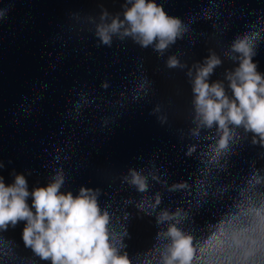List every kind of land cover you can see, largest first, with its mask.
I'll list each match as a JSON object with an SVG mask.
<instances>
[{
  "label": "clouds",
  "instance_id": "clouds-1",
  "mask_svg": "<svg viewBox=\"0 0 264 264\" xmlns=\"http://www.w3.org/2000/svg\"><path fill=\"white\" fill-rule=\"evenodd\" d=\"M111 2L118 6L94 0L92 10L66 13L52 38L62 49L55 59H62L70 43L83 44L89 34L96 48L130 41L165 57L164 67L180 70L184 82L163 74L168 84L159 88L157 71L152 69L150 75L144 59L137 58L135 68L125 74L131 78L119 86L116 97H103L113 85L108 72L99 89L82 86L76 91L61 114V128L70 120H83L85 108L99 107L102 98L106 107L125 111L130 101L145 102L151 104L148 114L161 127L174 129L184 157L196 161V166L187 178L173 179L164 164L140 153L134 159L145 163L129 164L117 173L102 170L97 182H80L73 190L66 187L71 169L63 164L57 163L44 181L33 182L32 168L9 167L13 158H0V264H264V193L258 204L249 195L258 185L264 186V163H259L264 160V69L256 58L264 46V9H249L254 19L245 20L243 29L224 47L218 39L221 5L213 0L183 13L170 11L168 0ZM9 11L8 6L0 8V23L8 19ZM77 18L80 23H73ZM201 20L211 24L210 30H202L204 54L191 58L187 50L172 51L186 37L189 44L197 43L193 25ZM218 69H222L219 75ZM38 83L34 95L23 96L14 114L17 122L21 114L34 112L43 98L48 81ZM112 122V115L101 113V128ZM246 146L256 154L239 178L232 206H225L215 229L198 242L196 234L180 223L188 219L195 223L209 211L202 203L209 188L222 172L229 174L233 158ZM75 147L68 141L54 142L53 159L58 162L61 153L64 159L72 158L66 149ZM125 188L131 191L125 193ZM177 193L179 203L174 202ZM102 196L109 197L103 204ZM249 213L253 222L240 226V218ZM133 220H147L155 228L145 246L134 251Z\"/></svg>",
  "mask_w": 264,
  "mask_h": 264
},
{
  "label": "water",
  "instance_id": "water-1",
  "mask_svg": "<svg viewBox=\"0 0 264 264\" xmlns=\"http://www.w3.org/2000/svg\"><path fill=\"white\" fill-rule=\"evenodd\" d=\"M208 2L168 0V6L170 11L183 13L190 7L196 8ZM108 3L110 7L118 6L111 0ZM213 3L221 5L217 20L220 25L218 39L224 47H227L236 31L243 29L245 20L254 19L249 9H264V0H213ZM5 6L10 11L6 13L8 19L0 23V158L11 156L14 165L9 167H30L33 169L30 180L42 182L57 163L63 164L65 168L71 169L66 187L75 190L80 182H97V173L102 170L117 173L125 171L129 164L145 163L134 159L143 153L146 159L154 158L158 165L164 164L169 168L173 172V179L181 176L187 178L197 162L184 157L174 129L161 127L148 114L151 104L130 101L125 111L119 106L106 107L102 98L97 101L99 107L85 108L83 120H70L61 128L64 123L61 114L70 106L75 92L82 86L99 89L105 72L111 73L113 85L103 92V97L112 99L119 94V86L128 83L131 77L125 74H130L135 68L137 58L144 59L150 75L152 69L157 71L155 79L159 88L167 87L166 75L183 83L184 77L180 70L166 69L165 57L157 56L151 48L140 49L130 41L119 47L96 48L90 34L82 41L83 44L70 43L62 59L57 61L55 57L62 49L59 41L53 42L52 38L60 31L58 24L66 19V13L70 10H92L95 7L94 0H0V8ZM72 22L78 24L80 20L77 18ZM193 27L196 31L192 37L197 43L189 44L186 37L172 51L187 50L191 58H199L204 54L202 30H210L211 24L201 20ZM256 58L264 69V46ZM221 73L222 69H218L217 74ZM38 81H48V88L42 89L43 98L34 106V112L21 114L17 122L14 114L23 96L34 95V85L39 88ZM85 81L87 84L83 85ZM102 112L113 116V122L106 128L100 126ZM66 141L76 145L74 150L66 149L71 152L72 158L64 159V153H61V159L57 162L53 159L52 144H64ZM255 154L254 148L246 146L240 149L233 158L235 165L229 174L222 172L202 201L209 211H203L195 223L190 219L181 221L180 227L195 233L198 242L215 229L225 206L231 208V201L238 191L239 178L247 170V161ZM259 163H264V160ZM129 191L125 188V193ZM262 193L264 186L258 185L249 193L252 202L258 204ZM169 195L165 194V204L169 203ZM180 197L181 193L175 194L174 202L179 203ZM108 199L102 196L101 203ZM252 222L253 216L249 213L240 218L239 225L247 227ZM202 224L206 226L202 227ZM160 227H166V224ZM131 231L134 239L130 243L134 251L145 246L155 228L147 220H133Z\"/></svg>",
  "mask_w": 264,
  "mask_h": 264
}]
</instances>
